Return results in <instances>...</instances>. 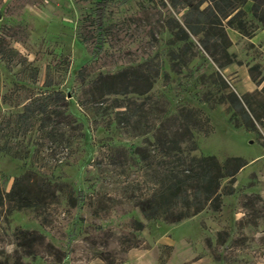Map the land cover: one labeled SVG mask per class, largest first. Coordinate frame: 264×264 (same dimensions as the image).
<instances>
[{"label":"rangeland","instance_id":"rangeland-1","mask_svg":"<svg viewBox=\"0 0 264 264\" xmlns=\"http://www.w3.org/2000/svg\"><path fill=\"white\" fill-rule=\"evenodd\" d=\"M97 1L0 0V39L12 49L0 59V187L8 191L27 171L51 185L44 204L0 208V264H264V128L259 138L229 122L231 112L219 103L222 90L212 77L216 68L195 38L185 55L171 57L170 50L184 43L170 42L167 21L181 14L162 0H109L105 46L92 57ZM247 19L254 22L251 12ZM228 50L240 63L218 70L241 96L247 93L245 54L263 65L264 55L244 42ZM139 65L158 72L148 93L91 101L84 78L88 83L99 73ZM48 91L70 101L68 112L80 126L71 145L59 134L43 138L37 117L25 135L15 123L30 98ZM182 106L202 113V125L192 131L197 148L183 144L185 154L221 162L235 156L248 164L232 180L221 179L218 211L206 206L175 224L163 217L146 220L135 201L156 188L162 170L151 145L147 160L133 154L135 146L145 145L146 135H137L160 112L173 116ZM126 108L127 114L118 113ZM4 148L27 156L15 159ZM229 187L231 195L225 194Z\"/></svg>","mask_w":264,"mask_h":264},{"label":"trees","instance_id":"trees-1","mask_svg":"<svg viewBox=\"0 0 264 264\" xmlns=\"http://www.w3.org/2000/svg\"><path fill=\"white\" fill-rule=\"evenodd\" d=\"M251 1L250 12L253 21L247 19L244 5ZM165 7H170L180 18L171 17L167 21L168 28L172 29L171 43L183 42L184 45L177 51L170 50L173 58L185 55L190 46H195L191 39L195 38L200 49L208 56L216 68L212 74L214 84L217 83L222 90L219 96L220 104L228 105L230 113L229 122L236 128L243 127L247 131L262 137L260 126L264 128V76L260 64L250 66L249 74L257 86L253 92L238 95L226 81L218 69H223L237 60V56L228 48L232 41L227 34V28H233L246 38H251L256 33L258 25L264 27V0H162ZM109 0H98L94 9L95 39L92 57H96V50L104 48L105 42V12ZM255 23V24H254ZM12 49L8 48L5 39H0V59L11 55ZM189 60V59H188ZM238 63H240L238 61ZM175 66L173 62V67ZM80 71V70H79ZM158 72L150 74L143 65L130 67L113 73H99L90 82L83 85L90 89L93 102H100L107 96L126 95L134 93L143 96L152 89ZM49 86V82L46 83ZM114 98L113 102L117 103ZM70 101L65 100V95L60 91H48L29 99L23 105V110L15 115V123L26 134L33 127V118L37 117L39 123L37 132L44 138H56L71 145L75 135L74 130L80 126L76 119L68 112ZM115 107H119L118 104ZM114 107V108H115ZM127 114V108L118 112ZM199 109L182 106L173 116L166 115L164 111L157 116L151 128L137 136H145L143 146H135L133 154L145 161L149 157L152 146L153 156H158L162 177L157 182L156 188L145 197L138 198L136 206L146 220L164 218L167 222L175 224L197 215L206 206L218 211L221 206L220 181L232 178L248 164L241 157L232 156L224 162L212 155L192 156L185 154L183 144L191 143L190 151L196 150L197 144L193 140V128L202 125ZM135 115L129 114L132 119ZM207 121V119H206ZM138 123V122H137ZM151 133L152 138L147 134ZM81 132L79 136H83ZM264 146V143L262 144ZM2 151L11 154L10 149ZM13 158L24 159L27 153L11 154ZM151 158V157H150ZM51 185L47 177L33 171H27L15 177L10 189L5 191L0 187V208L6 212L32 208L44 204L49 197L47 192ZM234 187H229L225 194L231 195ZM54 196V192H50ZM82 195V192L79 193ZM259 201L262 198L256 196ZM71 197L70 202L71 203ZM137 229L142 228V223L135 221ZM20 235L31 236L29 232L19 231Z\"/></svg>","mask_w":264,"mask_h":264},{"label":"crops","instance_id":"crops-1","mask_svg":"<svg viewBox=\"0 0 264 264\" xmlns=\"http://www.w3.org/2000/svg\"><path fill=\"white\" fill-rule=\"evenodd\" d=\"M251 5H252V2L248 1L244 5V10L250 13ZM227 34L229 36V39L232 41L233 47H235L237 44H241L242 42H244V46L250 44L252 45V47L254 46L255 48H258V50L260 51L259 53L261 55H264V28L260 27L256 31V34L251 38H246V37L241 36L238 31L230 27L227 28ZM253 49L254 48H251L250 46L249 51ZM245 56H246L245 57V69H246V83H247V88L245 89V91L253 92L257 89H260L262 85L257 86V84L252 81L248 68L257 63L263 65V60L259 58L257 59L250 58V54H247V55L245 54ZM262 75L264 76V73Z\"/></svg>","mask_w":264,"mask_h":264}]
</instances>
